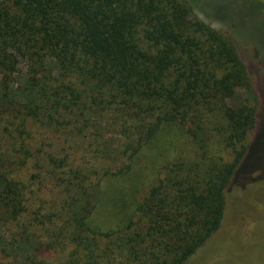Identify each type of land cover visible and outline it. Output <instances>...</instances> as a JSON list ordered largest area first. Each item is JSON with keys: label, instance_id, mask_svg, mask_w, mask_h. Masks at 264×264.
<instances>
[{"label": "trees", "instance_id": "trees-1", "mask_svg": "<svg viewBox=\"0 0 264 264\" xmlns=\"http://www.w3.org/2000/svg\"><path fill=\"white\" fill-rule=\"evenodd\" d=\"M198 12L0 0V264H187L219 232L258 94Z\"/></svg>", "mask_w": 264, "mask_h": 264}, {"label": "rangeland", "instance_id": "rangeland-1", "mask_svg": "<svg viewBox=\"0 0 264 264\" xmlns=\"http://www.w3.org/2000/svg\"><path fill=\"white\" fill-rule=\"evenodd\" d=\"M190 1L238 45L255 79L258 103L256 131L235 173L225 220L187 264H264V0Z\"/></svg>", "mask_w": 264, "mask_h": 264}]
</instances>
